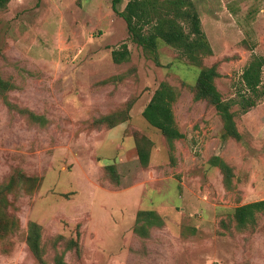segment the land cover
<instances>
[{
  "label": "rangeland",
  "instance_id": "374dc122",
  "mask_svg": "<svg viewBox=\"0 0 264 264\" xmlns=\"http://www.w3.org/2000/svg\"><path fill=\"white\" fill-rule=\"evenodd\" d=\"M193 1L213 49L204 65H219L241 140L223 138L215 107L195 101L200 68L162 42L145 53L112 0H11L0 10V189L15 180L0 207V264H264V211L245 228L234 218L264 200V66L261 97L243 107L255 97L244 71L264 57V0ZM123 44L130 59L117 64ZM162 82L181 93L173 111L185 137L173 146L143 117ZM128 104L123 123H99L121 120ZM142 135L152 142L146 166ZM216 156L232 168L230 187ZM140 210L164 225L138 235ZM30 222L41 226L43 262L27 243Z\"/></svg>",
  "mask_w": 264,
  "mask_h": 264
},
{
  "label": "trees",
  "instance_id": "16d2710c",
  "mask_svg": "<svg viewBox=\"0 0 264 264\" xmlns=\"http://www.w3.org/2000/svg\"><path fill=\"white\" fill-rule=\"evenodd\" d=\"M123 0H112V9L122 17L133 43L140 46L145 53L157 55L161 42L179 50L181 56L185 55L189 63L199 67L196 83L193 87L195 101H205L215 107L224 124L223 138H234L241 140L238 131L235 114L232 111L234 100H225L217 87L216 80L221 74L219 65H204V58L213 54V49L202 27L200 14L193 0H128L123 11L119 9ZM11 0H0V10L8 7ZM130 50L127 44H123L120 49L112 52L113 60L121 64L130 59ZM264 57H255L246 67L243 80L249 91L255 97L244 98L243 107L247 110L256 103V99L261 97L259 87L262 79V67ZM7 83L0 78V94L4 93ZM180 91L168 82H162L147 107L143 111V117L154 128L158 129L166 138L167 142L173 146L178 139L185 136L179 130L173 104L180 97ZM131 104L115 114L123 116L119 121H115L114 114L101 117L99 123L107 124L108 127H115L129 118ZM39 120L38 116L34 117ZM151 140L145 135L139 137L137 143L138 155L143 165H147L150 156ZM211 163L219 166L225 173V185L230 187L232 178V168L218 156L211 159ZM115 167L109 165L106 171L115 173ZM14 178L7 185L0 189V207L6 204V193L13 189ZM264 211V200L256 201L239 206L234 211V218L238 227H248L257 221L258 212ZM164 220L155 210H140L137 214L134 231L142 236L148 237L150 229L162 227ZM1 227V225H0ZM60 239H64L59 236ZM27 243L33 255L43 262L44 248L42 246L41 226L36 222H30ZM68 248L78 246V240L70 239L67 242ZM57 264H65L62 257H59Z\"/></svg>",
  "mask_w": 264,
  "mask_h": 264
}]
</instances>
